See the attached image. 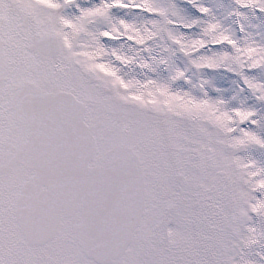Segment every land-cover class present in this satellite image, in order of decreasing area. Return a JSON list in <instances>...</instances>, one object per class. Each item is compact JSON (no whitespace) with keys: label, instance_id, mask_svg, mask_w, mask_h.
Returning <instances> with one entry per match:
<instances>
[{"label":"snow or ice","instance_id":"snow-or-ice-1","mask_svg":"<svg viewBox=\"0 0 264 264\" xmlns=\"http://www.w3.org/2000/svg\"><path fill=\"white\" fill-rule=\"evenodd\" d=\"M0 264H264V0H0Z\"/></svg>","mask_w":264,"mask_h":264}]
</instances>
